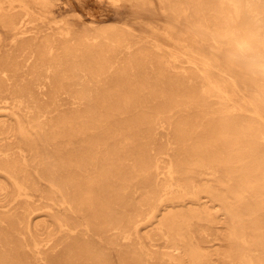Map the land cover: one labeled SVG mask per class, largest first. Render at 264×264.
Segmentation results:
<instances>
[{
	"label": "bare ground",
	"instance_id": "6f19581e",
	"mask_svg": "<svg viewBox=\"0 0 264 264\" xmlns=\"http://www.w3.org/2000/svg\"><path fill=\"white\" fill-rule=\"evenodd\" d=\"M54 4L0 0V264H264V0H158L157 52Z\"/></svg>",
	"mask_w": 264,
	"mask_h": 264
},
{
	"label": "rangeland",
	"instance_id": "374dc122",
	"mask_svg": "<svg viewBox=\"0 0 264 264\" xmlns=\"http://www.w3.org/2000/svg\"><path fill=\"white\" fill-rule=\"evenodd\" d=\"M53 14L56 18L55 23L45 24L42 30H45L41 35L50 33L53 36H59L61 29L71 27L73 30L86 28L92 31L90 23L93 21L97 25L112 24L114 30L119 26H128L130 34L127 36L131 45L139 40L140 44H146L153 52H157L153 38L156 33H162L164 30L171 28L175 36L184 35L183 24L179 23L171 16L169 12H163L158 6V0H147V3H140L139 0H119L112 2L110 0H55L52 8ZM141 36L138 38L137 36ZM11 32L0 27V50H5L11 38ZM160 37V36H157ZM202 52L207 57L217 56L223 68L226 67L225 53L217 51L210 43L204 44ZM160 53L168 55L167 50H161ZM242 63H248L246 59L240 60ZM247 80L254 79L253 75L241 74ZM63 98H65L63 96ZM214 99L208 100L207 103L216 107L217 104L213 102ZM59 103L68 105V100H59ZM67 108V107H66ZM30 112V111H29ZM71 113V109H66L60 112V115ZM42 119V118H41ZM145 141V140H144ZM130 163V162H129ZM220 229L225 233L228 232V227L225 223L219 224ZM221 241H216V244ZM156 249L162 250V241L158 240ZM221 249H226L225 242L218 244ZM216 247V246H215ZM233 247L241 249L234 244ZM113 263L117 264V254L113 249H110Z\"/></svg>",
	"mask_w": 264,
	"mask_h": 264
},
{
	"label": "clouds",
	"instance_id": "9594fccd",
	"mask_svg": "<svg viewBox=\"0 0 264 264\" xmlns=\"http://www.w3.org/2000/svg\"><path fill=\"white\" fill-rule=\"evenodd\" d=\"M244 58L252 65L255 71H264V63L260 62L259 57L254 52H248L244 54Z\"/></svg>",
	"mask_w": 264,
	"mask_h": 264
}]
</instances>
